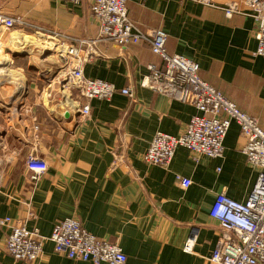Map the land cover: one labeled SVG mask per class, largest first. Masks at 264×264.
<instances>
[{
	"label": "crops",
	"instance_id": "obj_1",
	"mask_svg": "<svg viewBox=\"0 0 264 264\" xmlns=\"http://www.w3.org/2000/svg\"><path fill=\"white\" fill-rule=\"evenodd\" d=\"M235 1L214 0L219 7ZM125 3L132 24L144 32L162 30L168 55L195 62L202 81L256 118L264 130V58L253 55L257 43L250 16L228 18L220 8L196 0ZM0 8L69 39L93 38L98 31L85 0L78 6L68 0H0ZM147 65L163 66L147 44L125 49L98 44L83 74L112 84L117 92L109 101L91 100L90 115L82 121L74 98L68 101L69 93L67 99L58 94L45 98L46 92L57 91L56 63L25 56L1 63L0 71L13 70L20 84L4 73L0 76V217L26 220L28 229L36 228L46 238L58 221L75 219L97 239L120 246L127 264H207L219 229L209 217L215 196L224 192L235 202H245L258 170L241 152L244 140L235 123L220 158L203 156L195 162L186 149L178 148L167 171L147 166L142 157L157 133L178 137L191 117L201 114L142 88ZM128 86L133 99L120 94ZM32 152L48 167L37 183L30 181L24 166ZM115 157L126 165L113 168ZM177 175L192 185L182 190ZM30 212L35 219L28 218ZM193 227L199 230L197 241L193 253H185ZM3 241L4 234L0 264H31L15 262L4 252ZM33 264L90 263L55 254L46 241Z\"/></svg>",
	"mask_w": 264,
	"mask_h": 264
},
{
	"label": "built area",
	"instance_id": "obj_2",
	"mask_svg": "<svg viewBox=\"0 0 264 264\" xmlns=\"http://www.w3.org/2000/svg\"><path fill=\"white\" fill-rule=\"evenodd\" d=\"M68 1L78 6L84 0ZM85 1L88 3L90 17L98 27L95 37L88 39H69L58 32L43 30L24 17L8 15L0 8L1 60L5 54L3 36L6 33L29 30L37 40L41 38L42 54L52 52L57 57V91L50 90L53 94L46 92L45 98L58 94L60 98L67 99L65 93H69L68 101L74 100L77 103L78 115L84 121L90 115L91 100L109 101L117 92L112 84L88 79L83 74V67L95 55L96 46L112 43L119 49H125L130 45L147 44L151 53L162 60L163 66L160 69L147 65V74L142 78L140 86L173 101L190 105L201 114L191 117L178 137L157 133L142 157L143 162L147 166L167 171L178 148L186 149L195 162L203 156L220 158L223 155L224 138L230 125L235 123L244 140L241 152L247 163L258 170V175L243 203L231 200L224 192L215 196L209 217L217 222L219 229L207 264H264V130L257 119L240 112L220 92L202 81L195 62L179 55H168L165 49L167 35L162 30L144 32L132 24L128 19L125 0ZM196 1L206 7L220 8L228 18L235 14L250 16L254 21L253 37L257 43L253 55L264 58V0H238L221 7L214 0ZM120 94L129 99L134 98L132 87L129 86L120 90ZM33 129L38 128L34 126ZM119 165L126 163L122 157H115L112 167ZM24 166L33 183L39 182L48 169L46 162L33 152L27 155ZM175 179L182 190L192 185L190 179L178 175ZM28 218L35 219L31 212ZM198 231L194 227L191 229L183 246L185 253H193ZM2 234L3 250L15 262H37L45 242L50 241L55 254L72 261L127 264L120 246L97 239L72 218L55 223L50 237L46 238L38 229H28L26 220L0 217V238Z\"/></svg>",
	"mask_w": 264,
	"mask_h": 264
},
{
	"label": "rangeland",
	"instance_id": "obj_3",
	"mask_svg": "<svg viewBox=\"0 0 264 264\" xmlns=\"http://www.w3.org/2000/svg\"><path fill=\"white\" fill-rule=\"evenodd\" d=\"M32 33L31 31L29 30H24L23 33H20V32H17V31H14V32H11V33H6L4 36H3V42H4V51H5V54L2 55V59H6L7 61L8 60H11V58L15 57V56H25V57H35V58H46L48 59V61L50 62H53V63H57V57H55L54 53L52 52H46V53H43L42 54V49H41V43L39 40H42L41 38L39 40H37V38L35 36H32V35H28ZM22 35L24 36L25 38H28L30 39V41L28 42L27 46L30 44L31 46H36V49L34 50L33 47H30L28 49H16L15 47L9 45V42L8 40L14 36V35ZM11 41V40H10ZM34 41V42H33ZM11 43V42H10ZM38 43V44H37ZM26 46V45H25ZM26 46V47H27ZM41 52V54L39 53ZM40 55H39V54ZM49 57V58H48ZM4 60H1V57H0V63H3Z\"/></svg>",
	"mask_w": 264,
	"mask_h": 264
},
{
	"label": "bare ground",
	"instance_id": "obj_4",
	"mask_svg": "<svg viewBox=\"0 0 264 264\" xmlns=\"http://www.w3.org/2000/svg\"><path fill=\"white\" fill-rule=\"evenodd\" d=\"M30 41V39H28V38H25L24 36H22V35H19V34H17V35H14V36H12V38H11V46H13V47H15L16 49H21L23 46H27V44H28V42ZM34 42V41H33ZM38 44V43H37ZM10 45V44H9ZM30 45V44H29ZM49 58V57H48ZM3 60V59H2ZM7 60L4 58V61H3V65L5 64V62H6ZM4 68H6V70H7V67H5L4 66ZM9 68V67H8ZM2 73H4V75L6 76L7 75V77H9L11 80H12V82L15 84V85H19L20 83H18V81H17V74L15 73V72H13V70L11 71V70H9L8 69V71H7V73H5V71H3L2 72V70L0 71V76L2 75ZM23 85V84H22ZM25 86V85H24ZM25 88V87H24ZM9 93V92H8ZM25 94V93H24ZM66 103V102H65ZM69 103V102H68ZM67 103V104H68Z\"/></svg>",
	"mask_w": 264,
	"mask_h": 264
}]
</instances>
